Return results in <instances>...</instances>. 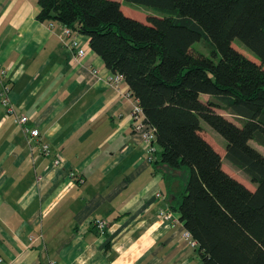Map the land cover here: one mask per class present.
I'll use <instances>...</instances> for the list:
<instances>
[{"label": "crops", "instance_id": "0c3cea01", "mask_svg": "<svg viewBox=\"0 0 264 264\" xmlns=\"http://www.w3.org/2000/svg\"><path fill=\"white\" fill-rule=\"evenodd\" d=\"M39 12L36 0H0L11 102L50 149L44 155L28 144L22 126L5 113L0 87L2 264H202L170 206L168 185L179 186L181 173L149 161L133 128V104L107 86L111 71L89 37L79 36L85 55L75 59L59 39L62 25L40 22ZM96 219L107 223L104 234Z\"/></svg>", "mask_w": 264, "mask_h": 264}, {"label": "trees", "instance_id": "16d2710c", "mask_svg": "<svg viewBox=\"0 0 264 264\" xmlns=\"http://www.w3.org/2000/svg\"><path fill=\"white\" fill-rule=\"evenodd\" d=\"M36 1L40 22L88 36L105 67L123 76L155 130L158 162L181 173L179 186L168 185L170 206L202 264H264V154L251 144L264 147V0ZM123 3L159 15L139 21ZM203 37L214 58L193 51ZM235 39L261 64L236 50ZM202 121L225 139L224 158L255 190L225 171Z\"/></svg>", "mask_w": 264, "mask_h": 264}, {"label": "built area", "instance_id": "2783aa9c", "mask_svg": "<svg viewBox=\"0 0 264 264\" xmlns=\"http://www.w3.org/2000/svg\"><path fill=\"white\" fill-rule=\"evenodd\" d=\"M55 23H49V26L54 27ZM79 36L76 31L72 30L70 27L63 25L61 32L59 34V39L62 45L70 52L75 54V59H81L85 55V50L81 46L79 41ZM92 74L98 79L102 80L100 72L97 69H93ZM108 87L114 90L117 94L123 95L128 101L133 104V110L131 113L133 128L140 132L143 138V142L148 149L149 161L154 162L157 160L158 146L156 143V136L154 128L145 122V117L142 108L139 106L138 101L134 98L130 90L123 89V84L125 83L124 78L120 74L110 73L105 80ZM0 87L2 88V98L1 103L5 108V113L7 116H13L17 123L22 126L25 133L27 134L28 144L34 148V145H39V150L44 155L50 154L49 146L45 143H41L40 132L37 128L26 127L29 122V117L20 115L17 113L15 107L13 106L10 99L11 92V82L9 79V71L5 67L2 59V52L0 49ZM55 165L59 166L60 159L55 160ZM158 197L161 196L160 193L157 194ZM159 215L162 219L169 220L171 218V212L160 211ZM94 226L100 234H104L107 229V223L104 220L96 219L93 222ZM183 239L189 243L190 246L196 247V241L193 239L191 233L184 229L182 233ZM34 240V238H31ZM3 263V259L0 257V264ZM54 264V263H51Z\"/></svg>", "mask_w": 264, "mask_h": 264}, {"label": "rangeland", "instance_id": "374dc122", "mask_svg": "<svg viewBox=\"0 0 264 264\" xmlns=\"http://www.w3.org/2000/svg\"><path fill=\"white\" fill-rule=\"evenodd\" d=\"M122 9L127 16L132 17V18L137 19V20L142 21V22H146L147 17L149 15H156V16L159 15L158 12H156L154 10H150V9H147V8L139 6V5L128 4V3H123ZM232 45L236 50L241 52L243 55H245L250 60H252L258 64H261L260 58L253 51H251L249 48H247L239 39H235L233 41ZM192 48H193V51H195L196 53L204 54L208 57L214 58L215 49L211 47L210 42L206 37H203L200 41L195 42L193 44ZM216 52H217V57L215 59L218 60L220 57V54L218 53L217 50H216ZM217 112L223 114L228 119H231L233 122L240 125V122L237 118H235L232 115H229L224 110L217 109ZM202 123H203V125H205V126H203L201 124L203 135L209 139V142H211V144L213 143L212 145L215 147V149L219 153L222 154V151L225 153L226 152V149H225L226 141H225V139L218 132H216L214 129H212L208 124H206L203 121H202ZM251 144L255 148H257L261 153L264 154V148L263 147L259 146L254 141H251ZM224 160H225V165L223 167L227 172L231 171V173L234 176H236L237 179L238 178L241 179V181H243L248 187L249 186L255 187V185L250 182L248 177L242 171H240L236 168H232L231 166L229 167V165H228L229 162L226 159H224ZM226 167H228V169Z\"/></svg>", "mask_w": 264, "mask_h": 264}]
</instances>
